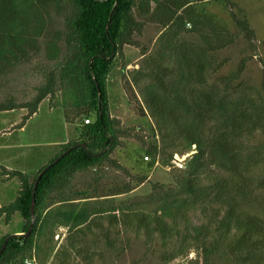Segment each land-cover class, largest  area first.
I'll list each match as a JSON object with an SVG mask.
<instances>
[{"label": "trees", "instance_id": "16d2710c", "mask_svg": "<svg viewBox=\"0 0 264 264\" xmlns=\"http://www.w3.org/2000/svg\"><path fill=\"white\" fill-rule=\"evenodd\" d=\"M212 1L230 11L234 29L207 12ZM150 23L160 28L152 48L137 39ZM256 38L246 12L231 0H0V112L26 109L18 124L23 127L48 99L52 108L63 110L67 123L78 125L76 138L63 143L34 176L0 165L3 176L20 182L16 198L0 206V218L9 223L18 212L24 220L22 233L0 239V264H25L34 252L43 264L52 256L67 264L69 250L82 240L78 236L93 225L102 227V218L109 222L110 248V227L131 225L150 240L159 235L167 246L166 263L196 247L202 264L218 257L228 264H264V141L251 142L264 132V59L259 87L245 78ZM242 39L248 55L222 74L230 58L219 54ZM127 45L142 48L134 79L138 86L143 83L142 101L127 92L150 121L149 141L139 139L133 162L149 172L173 164L176 152L193 153L171 175L174 188L154 198L155 208L146 210L140 201L91 210L81 200L89 197V189H75L76 175L94 171L99 177L106 167L120 168L112 155L131 134L112 115L108 87ZM36 55L54 66L43 71L32 99L19 102L12 74ZM69 148L40 178L32 212L38 174ZM132 189L125 185L115 193ZM192 211L200 213L197 224L189 218ZM179 222L185 223L183 231ZM59 223L69 226L71 248H56Z\"/></svg>", "mask_w": 264, "mask_h": 264}, {"label": "rangeland", "instance_id": "374dc122", "mask_svg": "<svg viewBox=\"0 0 264 264\" xmlns=\"http://www.w3.org/2000/svg\"><path fill=\"white\" fill-rule=\"evenodd\" d=\"M231 1L246 12L256 30V48L253 52L249 51L253 58L248 61L245 78L259 87L263 76V66L260 59H264V0ZM207 12L226 20L233 29L235 28L229 10L212 1L207 4ZM159 30L160 28L156 24H147L142 35L138 36L137 39L143 46L152 48ZM248 47V42L242 39L237 46L229 47L221 52L219 54L221 58H230L229 63L226 64L221 73L227 74L234 70L242 56L248 55V52H245ZM141 50V47L125 46L124 59L117 61L108 79L112 115L120 120L122 127L131 129L130 137L123 138L124 146L116 149L112 155L121 167H106L99 177L94 171H87L77 174L75 178L76 190L89 189V197L81 200L87 202L91 210L131 205L140 201L146 204V210H150L158 204V199H154L158 193L163 194L175 186L171 177L177 170L174 163L171 165L159 164L146 172L145 169L136 166L132 160L133 152L139 149V139L145 138L148 142L150 131L148 130L150 121L148 118L142 117L137 111L135 99L130 100L132 95L127 92L128 90L133 92L137 95L138 100L142 101L139 86L143 83L138 86L134 81L135 72L143 58ZM53 66V61L46 59L43 55H36L28 64L16 68V73L12 75L16 78L13 83L19 90L17 93L19 102L24 101V99H32L36 93V86L43 81V71H47ZM26 72L28 73L25 74ZM26 113V109L0 112V130L6 127L9 129L12 123H20ZM4 117L7 119H2ZM77 127V124L67 123L63 110L52 108L49 105V100L46 99L40 104L38 112L29 119L24 129L16 127L11 135H3L2 140H10L15 146L9 150L13 158L9 152H1L0 156L6 158L4 161L12 169L24 170L34 176L37 169L60 150L63 143L58 144L59 142L76 138ZM261 141H264V132H258L251 140L252 143ZM192 153L191 151L184 153L185 166ZM141 176H146L143 182L138 181ZM18 183V178L11 183H5V185L0 183V203L7 205L12 202L17 195ZM155 184H159V186L153 188ZM125 185H131L133 189L130 192L115 193V190L122 189ZM189 218L194 224L199 223L201 218L199 211L190 212ZM101 221L102 227L93 225L92 231L87 229L84 236H78V239L82 240L73 250L70 247L71 241L67 239L69 226L63 223L57 225L54 237L56 248L60 246L62 248L63 245H69L71 248L69 250L71 257L67 264H202L204 262L197 248L191 247L183 255L166 263L163 253L167 250V246L163 245L159 235H155L150 240L143 231H138L136 227L131 225L110 227V237L114 242V248H110L107 246L105 238L109 222L105 218H102ZM178 225L183 231L185 223L179 222ZM23 227L24 220L20 213L16 212L9 223L2 216L0 218V239L8 233H22ZM173 244L170 245V248L173 247ZM214 260L212 264H228L225 259L220 257ZM37 263L43 264L38 255ZM46 264L63 263L52 256Z\"/></svg>", "mask_w": 264, "mask_h": 264}, {"label": "crops", "instance_id": "0c3cea01", "mask_svg": "<svg viewBox=\"0 0 264 264\" xmlns=\"http://www.w3.org/2000/svg\"><path fill=\"white\" fill-rule=\"evenodd\" d=\"M1 113H4V112H1ZM33 117V116H32ZM2 119H7L6 117H4V118H2ZM14 121L16 122V119H14ZM18 121V120H17ZM29 122V119L27 120V122H26V124L23 126V127H20V129H24L25 127H26V125H27V123ZM19 124V123H18ZM18 124L17 123H12L9 127V129H8V127H6V128H3V129H1L0 130V153L1 152H9V150H11V149H13L15 146H13V143L10 141V140H2L3 138V135H5V136H7V135H11V133H13V131H14V129L16 128V127H18ZM13 125V126H12ZM66 142H68L67 140L66 141H62V142H59L58 144H61V143H66ZM11 152H9V154H10ZM10 156L13 158V155L12 154H10ZM4 160H6V158H2L1 156H0V165H3V166H5V167H7L8 169H12L10 166H8L7 164H6V162L4 161ZM13 170V169H12ZM38 170V169H37ZM24 171V170H23ZM24 172H26V171H24ZM0 174H1V171H0ZM16 179V177L15 178H11V179H8L7 177H5V176H3L2 174H1V176H0V183H2V184H4L5 185V183H11L12 181H14ZM19 186H20V182L17 184V188L19 189ZM16 188V191H18V189ZM15 198H16V196H15ZM14 198V199H15ZM13 199V200H14ZM12 200V201H13ZM5 204H3V203H0V206H4Z\"/></svg>", "mask_w": 264, "mask_h": 264}, {"label": "water", "instance_id": "95a60500", "mask_svg": "<svg viewBox=\"0 0 264 264\" xmlns=\"http://www.w3.org/2000/svg\"><path fill=\"white\" fill-rule=\"evenodd\" d=\"M70 150H71V148H69L68 150H66L65 152H63L60 156H58L51 163H49L47 166H45V168L38 174V176H37V178L35 180V186H34V191H33L32 212H34V207H35V203H36V198H35L36 188H37V185H38V183L40 181V178L42 177V175L44 174V172L47 169H49L52 165H54L58 160H60ZM32 227H33V222L31 223V225L29 227V230L27 231V234L26 235H28L30 233V231L32 230ZM12 235H15V233L12 234ZM7 242H8V238L5 239V241H4L3 245H2V248H1V252L6 247Z\"/></svg>", "mask_w": 264, "mask_h": 264}, {"label": "built area", "instance_id": "2783aa9c", "mask_svg": "<svg viewBox=\"0 0 264 264\" xmlns=\"http://www.w3.org/2000/svg\"><path fill=\"white\" fill-rule=\"evenodd\" d=\"M86 123L89 122V119L85 120ZM184 154H179L178 152L174 153L173 159H172V163L175 164V167L177 168H184V159L183 156ZM146 159H148V157H145ZM158 164V162L156 163V165ZM24 263L25 264H38L37 263V257L35 252L32 254V256H28L24 259Z\"/></svg>", "mask_w": 264, "mask_h": 264}]
</instances>
